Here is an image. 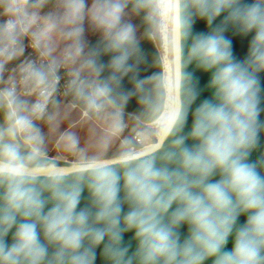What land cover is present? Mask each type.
I'll return each mask as SVG.
<instances>
[{"label": "clouds", "instance_id": "clouds-1", "mask_svg": "<svg viewBox=\"0 0 264 264\" xmlns=\"http://www.w3.org/2000/svg\"><path fill=\"white\" fill-rule=\"evenodd\" d=\"M228 3L173 0V7L179 25L187 11L193 24L203 20L210 29ZM241 23L245 32L255 29L243 59L235 56L226 29H188L191 57L209 74L205 88L210 93L199 104V93L189 99L190 127L181 113L155 151L121 160L130 149L143 151V144L128 141L111 155L86 158L97 161L93 167L58 175L26 172L24 179L12 181L0 237L13 235L18 215L25 222L16 228L9 251L0 244V264H264V14L252 8ZM184 26L188 28L187 22ZM13 27L8 25L9 33ZM131 44L129 26L112 46L122 49L111 60L121 73L113 77L117 84L133 71L129 60L136 50L124 47ZM52 72L29 75L47 80ZM129 95L124 93L123 99ZM14 119L16 128H31L27 118ZM153 128L151 135H141L144 142H158ZM4 156L15 162V149L6 146ZM216 170L221 179L206 183ZM85 192L90 203L80 208Z\"/></svg>", "mask_w": 264, "mask_h": 264}, {"label": "water", "instance_id": "water-1", "mask_svg": "<svg viewBox=\"0 0 264 264\" xmlns=\"http://www.w3.org/2000/svg\"><path fill=\"white\" fill-rule=\"evenodd\" d=\"M97 1L101 2L103 0ZM112 1L138 16L136 25L140 30L141 39H132L131 46H124L125 48L136 50V55L129 60V63L133 65V71L124 75L119 84L113 79L114 76L117 78L121 77V73H116L111 66L112 57L118 56L122 50L112 47L116 37L92 36L86 47L87 62L85 63V67L92 70L96 78L97 89L108 101L114 114H125L133 117L141 124L150 125L161 117L167 97L163 60L154 39L157 22L156 2L155 0ZM252 8H256L261 14H264V0H229V3L221 9L219 16L215 18L213 27L208 29L203 20L197 19L193 24L191 15L187 11L181 13V23L179 25L176 19V9L173 7V0H170L176 109L174 119L160 143L168 135V131L181 113L186 118L187 126H191L192 116L188 104L189 99L194 94L199 93V99L196 100V104H199L200 100L210 95L209 91L205 88L209 74L200 69L198 63L191 57L193 38L188 29L194 32H212L218 29H226L225 34L232 40L235 56L243 59L248 51L251 40L255 36V29L251 30V32H245L241 19ZM185 22L188 25L187 29L184 26ZM260 80L261 87L264 88V75H261ZM137 82L139 83V87L136 86ZM124 93L130 94L126 101L123 99ZM261 95L264 97V92ZM196 104H193L192 107L195 108ZM14 106L18 109L23 108V104L20 101H16ZM14 117L16 116L12 111L11 105L0 91V163L10 167L27 168L29 170L50 166L58 167L59 169H84L93 167L97 163H71L41 154L42 140L35 139L30 143L24 141L19 135V129L16 128ZM260 119L264 121V112L261 113ZM11 129L16 130L10 135ZM189 143L191 144L192 142L189 141ZM8 145H11L15 149V162L12 163L8 162L4 156V149ZM159 147L160 144L157 148ZM261 148L264 149V135L261 137ZM256 155L254 153L252 158L255 159ZM17 178L24 179L25 175L0 172V217L4 214L6 190L9 188L10 183ZM64 179L66 182L71 181V177H65ZM220 179L221 175L216 170L208 177L206 183L218 182ZM89 203L87 192H85L79 207H86ZM51 207L52 204L49 203L44 211L47 212ZM240 219L242 221L244 218L241 217ZM23 222H25L23 218L18 215L11 229L13 235L0 237V244L5 245V251H9L14 246V232ZM0 232H3L2 227H0ZM128 235L131 234L129 233ZM228 247L229 249L232 247L231 243L228 244ZM97 264H100L99 260Z\"/></svg>", "mask_w": 264, "mask_h": 264}, {"label": "rangeland", "instance_id": "rangeland-1", "mask_svg": "<svg viewBox=\"0 0 264 264\" xmlns=\"http://www.w3.org/2000/svg\"><path fill=\"white\" fill-rule=\"evenodd\" d=\"M155 2L157 7V22L154 31V39L160 50L161 56L167 55L169 61V68L167 69V87L170 96L168 110H170V107L173 106L176 101L172 58L170 0H155ZM74 4V9L67 14V17H64L66 26L71 30L69 36H67L68 39L60 40V34L54 36L53 40L51 39L52 37H50L51 34L44 36V39H50L53 46L62 53L71 52L77 62L78 60L81 63L87 62L86 52L83 50L84 44H79L76 40L78 36L85 34L84 32L87 33L85 34L87 37L97 35H100L99 37H106V35L110 33H113V37H117V35L131 26L132 39H141L140 30L136 25L138 16L129 12L124 7L113 4L112 2L105 3L98 2L97 0H74ZM113 15H115V19H113ZM33 16L44 21V34L51 31L53 25L50 20L38 15ZM86 26L88 29L82 28ZM54 111L55 112L48 118L47 129L41 130L42 136L45 137L40 151L43 155L71 163L97 162L94 160H87L86 158H91L102 152L111 155L120 150L123 144L127 143L130 122L126 119V125L119 126L118 122L125 119L121 116V113L114 114L111 106L95 120L90 119L87 114V117H85L83 115L85 112H82L80 108L66 101L61 102ZM168 121L169 114L168 116L165 115L163 119L160 121L158 120L155 124H142L139 129L141 133L139 136L151 135L154 130V125L158 129L159 135ZM72 137H75L78 141L77 146ZM150 144L154 143L144 142L143 148ZM135 152L136 151L130 149L119 158H125V156Z\"/></svg>", "mask_w": 264, "mask_h": 264}, {"label": "built area", "instance_id": "built-area-1", "mask_svg": "<svg viewBox=\"0 0 264 264\" xmlns=\"http://www.w3.org/2000/svg\"><path fill=\"white\" fill-rule=\"evenodd\" d=\"M43 22L27 12L25 0H9L4 15L0 14V91L16 118L31 121L30 129H19L20 137L28 143L35 139L44 141L42 127L56 107L65 101L72 83L68 63L51 60L42 47ZM9 24L14 26L11 33ZM70 56L67 54L66 59ZM33 71L53 72L47 80L35 81L29 75ZM16 101L22 102V109L14 106ZM18 126L22 125L18 122ZM135 140L138 144L144 143L142 136L137 135Z\"/></svg>", "mask_w": 264, "mask_h": 264}, {"label": "trees", "instance_id": "trees-1", "mask_svg": "<svg viewBox=\"0 0 264 264\" xmlns=\"http://www.w3.org/2000/svg\"><path fill=\"white\" fill-rule=\"evenodd\" d=\"M9 0H0V14L4 15L6 7H8ZM27 12L30 15H38L52 22V29L49 33L42 36V47L45 49L51 60L57 62H67L71 73L72 83L68 95L65 99L66 102L72 104L85 112L87 116L95 120L101 116L106 109L110 107L108 101L99 92L96 86V78L90 68L85 67V63L78 62L73 57L71 52H60L53 46L50 39H44V36L50 35L53 40L54 36L60 34V40L68 39L70 29L66 26L64 17L74 9V0H25ZM64 8V10H63ZM86 28V27H82ZM88 29V28H86ZM84 30V29H82ZM84 32V31H83ZM87 34L86 32H84ZM85 34L81 36L82 39L88 40ZM98 37L100 35H97ZM86 45V46H85ZM87 44L84 43V51L86 52ZM78 49V48H77ZM84 52V53H85ZM70 54V58L66 59V55ZM77 62V63H76ZM125 120L118 122L119 126L126 125V119L129 120L130 126L127 135V142L134 141L137 135H140L139 129L141 123L133 117L121 114ZM48 120L44 123L42 130L47 129ZM137 143V142H136Z\"/></svg>", "mask_w": 264, "mask_h": 264}, {"label": "bare ground", "instance_id": "bare-ground-1", "mask_svg": "<svg viewBox=\"0 0 264 264\" xmlns=\"http://www.w3.org/2000/svg\"><path fill=\"white\" fill-rule=\"evenodd\" d=\"M162 60H163V65H164V82H165V90H166L167 97H166L164 111L158 120L160 121L161 119H163V117L165 115L168 116V114H169V121L162 128V131L159 133L157 143L147 145L143 148V151L135 152L131 155L125 156V158H122L121 160H125V159L128 160V159L136 158V156L144 155L148 152H151V151L157 149L158 145L160 144L162 138L164 137L165 133L167 132L169 126L171 125V123L174 119V114H175V109H176V101H175V104L170 107V110H168L169 109L170 96H169L168 87H167V80H168L167 69L169 68L168 67L169 61H168L167 55H162ZM156 122H154L152 124H155ZM152 124H150V125H152ZM107 162H112V161H107ZM77 170H83V169H59L57 167L50 166V167H46V168H37V169H30L29 170L27 168L10 167V166H7L3 163H0V172L15 173V174H21V175H25L26 172H29L31 175H36V174L41 173V172H46L49 175H58L61 173L73 172V171H77Z\"/></svg>", "mask_w": 264, "mask_h": 264}, {"label": "flooded vegetation", "instance_id": "flooded-vegetation-1", "mask_svg": "<svg viewBox=\"0 0 264 264\" xmlns=\"http://www.w3.org/2000/svg\"><path fill=\"white\" fill-rule=\"evenodd\" d=\"M99 2V1H98ZM101 2H112L113 4H115L112 0H103V1H101ZM98 25V24H97ZM103 27H105V26H103ZM86 28H88L87 26H86ZM114 35H113V33H110V34H107L106 35V37H113ZM92 36H90L89 37V39L88 40H85V39H82L81 38V36H78V38H76V40H77V42L79 43V44H88V42H89V40H90V38H91ZM104 37V36H103ZM78 48L80 49V47L78 46Z\"/></svg>", "mask_w": 264, "mask_h": 264}, {"label": "crops", "instance_id": "crops-1", "mask_svg": "<svg viewBox=\"0 0 264 264\" xmlns=\"http://www.w3.org/2000/svg\"><path fill=\"white\" fill-rule=\"evenodd\" d=\"M55 110H56V109H55ZM54 112H55V111H54ZM54 112H53V113H54ZM53 113H52V114H53ZM83 115H84L85 117H87V116H86V113H83ZM47 134H48V133H47ZM43 143H44V141H43Z\"/></svg>", "mask_w": 264, "mask_h": 264}]
</instances>
